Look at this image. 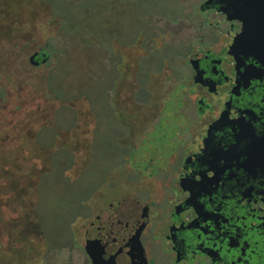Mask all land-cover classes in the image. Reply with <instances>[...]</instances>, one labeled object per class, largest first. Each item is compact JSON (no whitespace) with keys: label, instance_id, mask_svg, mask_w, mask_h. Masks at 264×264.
Wrapping results in <instances>:
<instances>
[{"label":"flooded vegetation","instance_id":"flooded-vegetation-1","mask_svg":"<svg viewBox=\"0 0 264 264\" xmlns=\"http://www.w3.org/2000/svg\"><path fill=\"white\" fill-rule=\"evenodd\" d=\"M177 4L185 14L195 8L196 24L174 31L148 22L182 48L177 73L162 68L159 99H136L156 89L138 85L133 68L121 78L103 69L116 164L83 200L77 239L62 248L69 264H264V37L230 48L241 24L216 0ZM34 53L30 64L47 59L43 48ZM119 184L126 189L105 198Z\"/></svg>","mask_w":264,"mask_h":264},{"label":"rangeland","instance_id":"rangeland-1","mask_svg":"<svg viewBox=\"0 0 264 264\" xmlns=\"http://www.w3.org/2000/svg\"><path fill=\"white\" fill-rule=\"evenodd\" d=\"M184 11L177 0H0V264H69L62 248L77 239L83 200L116 164L103 69L115 67L121 78L133 68L138 85L156 89L136 99H159L162 68L175 75L182 48L148 22L167 30L196 24L195 8ZM181 17L186 22H175ZM148 41L155 50L146 58ZM36 48L47 59L34 66L28 57ZM129 79L115 102L126 97ZM125 187L102 193L110 198ZM33 203L40 230L30 227Z\"/></svg>","mask_w":264,"mask_h":264},{"label":"water","instance_id":"water-1","mask_svg":"<svg viewBox=\"0 0 264 264\" xmlns=\"http://www.w3.org/2000/svg\"><path fill=\"white\" fill-rule=\"evenodd\" d=\"M213 0H206V4ZM220 5L219 11L226 16V19L236 20L241 24L239 33L235 36L230 48H234L250 38L264 37V0H216ZM36 53L28 57V61L35 57ZM44 54L41 57L44 58ZM45 59L41 60V64ZM34 66L37 63L32 64Z\"/></svg>","mask_w":264,"mask_h":264},{"label":"trees","instance_id":"trees-1","mask_svg":"<svg viewBox=\"0 0 264 264\" xmlns=\"http://www.w3.org/2000/svg\"><path fill=\"white\" fill-rule=\"evenodd\" d=\"M48 88H49V90H50V92L51 93H53V94H55L54 93V91L50 88V86H48ZM0 91H2V90H0ZM36 144L38 145V143L36 142ZM51 145H50V143L49 144H47V145H42L41 146V148L43 149L44 147H50ZM59 151H62V150H59ZM55 152V151H54ZM54 152H52V153H50L48 156L50 157ZM64 152V151H63ZM67 154V153H66ZM68 155V154H67ZM69 157V156H68ZM49 160V159H48ZM49 168L51 169L52 168V166H49ZM67 168V167H66ZM66 168L64 169V171L66 170ZM50 169H49V171H50ZM48 171V172H49ZM45 173H47V172H45ZM45 173H42V174H45ZM41 174V175H42ZM40 175V176H41ZM39 176V177H40ZM38 177V178H39ZM38 182V181H37ZM37 187V183H36V185H35V188ZM33 209H34V211H33V214L35 215V217H31V220L30 219H28V221L30 220L31 222H32V225L30 226L31 227V230L33 229V230H36L37 228V230H40L39 229V226H38V224H37V222H38V214H37V212H36V210H35V207H34V203H33ZM31 222H29L28 224H27V226H29V224L31 223ZM36 228V229H35Z\"/></svg>","mask_w":264,"mask_h":264}]
</instances>
